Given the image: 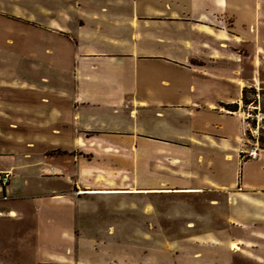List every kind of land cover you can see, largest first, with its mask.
I'll list each match as a JSON object with an SVG mask.
<instances>
[{"label":"crops","instance_id":"crops-1","mask_svg":"<svg viewBox=\"0 0 264 264\" xmlns=\"http://www.w3.org/2000/svg\"><path fill=\"white\" fill-rule=\"evenodd\" d=\"M5 55L0 204L36 224L27 264H121L105 237L125 229L108 221L139 220L142 189L264 203V155L241 160L238 77L264 61V0H0ZM219 65L223 80L206 81ZM97 195L119 200L105 215Z\"/></svg>","mask_w":264,"mask_h":264},{"label":"rangeland","instance_id":"rangeland-1","mask_svg":"<svg viewBox=\"0 0 264 264\" xmlns=\"http://www.w3.org/2000/svg\"><path fill=\"white\" fill-rule=\"evenodd\" d=\"M42 34L44 37L52 36L49 31ZM65 35L72 37L71 33ZM253 50L254 44L248 42L239 47L237 53L250 54ZM30 51L33 52V49ZM6 56H3V65L0 66V72L4 73L8 70ZM24 56L29 55L24 53ZM8 63L18 65V73L23 77H33V74L27 72L32 71L31 61L9 57ZM206 71V81L223 80L219 78L224 74L220 65ZM217 71L221 73L220 76L216 74ZM241 74L238 77L250 83L245 88L247 99L252 101L249 104L243 103L240 109L247 131L243 150L251 146L260 148V155L256 159L242 160L241 157V160L257 161L258 164L264 155V61L258 67L248 64ZM225 107L229 111L238 110V105ZM238 175L244 178L242 168ZM140 191L144 202L140 206L139 220H126V225L119 220L108 221L110 228L125 229L124 235H116L111 229L110 235L107 233L105 237L109 245H118L124 249L121 264H264V203L260 195L253 194L249 199L250 204L242 197H237L232 203V198L228 201L229 194L170 192L165 187ZM96 198V207L99 202L103 206L100 210L105 215L108 214L106 208L115 207L119 200L111 196L97 195ZM213 199L218 202H212ZM9 211L8 203L0 204V264H27L26 260L36 246L34 236L28 232L36 224L20 215L11 217ZM231 242L237 243L241 251H232Z\"/></svg>","mask_w":264,"mask_h":264},{"label":"built area","instance_id":"built-area-1","mask_svg":"<svg viewBox=\"0 0 264 264\" xmlns=\"http://www.w3.org/2000/svg\"><path fill=\"white\" fill-rule=\"evenodd\" d=\"M259 155H260V148L257 146H251L249 149L241 151L242 160H254ZM11 176H12L11 172L0 173V189L2 186H5L9 183ZM0 199L7 200L8 197L6 195L2 196L0 194Z\"/></svg>","mask_w":264,"mask_h":264},{"label":"trees","instance_id":"trees-1","mask_svg":"<svg viewBox=\"0 0 264 264\" xmlns=\"http://www.w3.org/2000/svg\"><path fill=\"white\" fill-rule=\"evenodd\" d=\"M246 92H247V88H244L243 96H242V98H243V103H244V104H249V103H251L252 101H249V100L247 99V97H246Z\"/></svg>","mask_w":264,"mask_h":264},{"label":"bare ground","instance_id":"bare-ground-1","mask_svg":"<svg viewBox=\"0 0 264 264\" xmlns=\"http://www.w3.org/2000/svg\"><path fill=\"white\" fill-rule=\"evenodd\" d=\"M231 249H232L233 251H235V252H239V251H241V248H240L239 245H238L237 243H235V242H233V243L231 244Z\"/></svg>","mask_w":264,"mask_h":264}]
</instances>
